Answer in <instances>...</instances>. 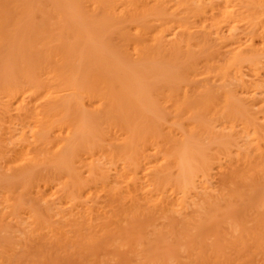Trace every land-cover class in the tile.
Returning <instances> with one entry per match:
<instances>
[{
  "label": "bare ground",
  "instance_id": "obj_1",
  "mask_svg": "<svg viewBox=\"0 0 264 264\" xmlns=\"http://www.w3.org/2000/svg\"><path fill=\"white\" fill-rule=\"evenodd\" d=\"M141 218L264 264V0H0V264Z\"/></svg>",
  "mask_w": 264,
  "mask_h": 264
},
{
  "label": "rangeland",
  "instance_id": "obj_2",
  "mask_svg": "<svg viewBox=\"0 0 264 264\" xmlns=\"http://www.w3.org/2000/svg\"><path fill=\"white\" fill-rule=\"evenodd\" d=\"M235 184L239 190L242 189V183H240V181L235 183ZM245 200L246 201L248 200L247 197L245 198ZM245 200L243 201L244 203L246 202ZM248 201L246 202V204H243L242 201L239 203V200L234 201L232 207L229 208L231 211L229 209L226 210L223 208L222 209L223 211H220V213L218 214L217 221H215V223H212L209 226H207L209 229L205 228V231L209 232L208 230H210L212 232V231L216 230L215 227H217L216 226L217 224L222 226L223 224H225V221H230L231 217L236 220V217L242 216V214H244V212L249 211V209H252V207L254 206V202H251L253 204H251V203L249 204ZM236 204H238V205H236ZM224 210H226V211H224ZM149 220H150L149 218H141V219H139V221H137L134 224V225H137L139 227V231H138V234L136 236L135 241H132L129 238L131 232L130 231L127 232V230L124 229V231L122 230L120 233H117L115 235H110V237L107 238V239H109V240H107L108 241L107 243L104 244V242H102L99 245H97V247L93 246L94 251H90V253H88V252L86 253V251H84V250L80 251L79 247L77 248V251H75L73 249V251L71 252L70 249H68L69 247L63 248V247H58V246L52 245L51 247H47L46 249H44L42 254L34 253V255H35L34 256L31 253V254H29V256L26 255L28 261L26 260L27 261L26 262L25 261L26 258H25L24 262H22V263L19 262V263L20 264H129V263L130 264H141L143 262L142 264H148V263H146V261L149 260V262H153V261L155 262V259H157L159 256H162V253H164V255H165L164 258H169L170 256L174 258V256H173L174 254L176 255V257L179 258L178 263H176L177 260L173 263L172 260H175V259H171V260L169 259L170 261L166 260V262L168 261L169 264H190V263L194 264L193 261L189 260L190 259L189 256H187V254H184V253H185L186 249L191 248V247L188 248V246H190L194 243L199 244V243L203 242V236L198 237V238L192 236L189 240H188V237H187V239L184 238L181 240L182 235H180L179 231H178L177 232L178 236L174 235L173 238H169L168 240H165L163 243H161L162 244L161 245L162 253L160 252L159 256L158 257L156 256L157 258L154 259V258H152L153 252H151L153 250L150 249L149 245L152 244V239H153L152 231H153L155 225L152 223L151 220L150 221ZM120 223H122L121 224L122 226L125 225V221L120 222ZM206 229H208V230H206ZM221 230H222V228H221ZM220 234H223V232H221ZM220 238L223 239L224 237L220 236ZM220 238L215 242H214V239H213V242H212V240L208 241L209 243L211 242V244L208 243V245L206 246L207 247L206 249L204 246V250L202 251V253L205 257V258L202 257V261H204V264H222V263L223 264H236L237 261H238L237 262V264H238L240 261H242V260H238V256L240 259H244L246 257L244 255H246V254H248L247 257L251 256L252 260L253 259H256L255 261L258 260L257 257L259 256V253L253 254L254 252H252V251L254 249H252L253 247H250L251 246L250 244L248 246H249V248L252 249V251L249 250V248L248 249H245L246 247L243 248L242 245H241V247H239L238 244L237 245L232 244L231 240H229V239H225L223 241V240H220ZM190 240H192V243ZM117 242H119V243H117ZM213 245H217V247H214ZM141 246H144V248H146L144 250H146V251L141 252ZM132 247H134V249ZM210 247L212 249L216 248V249L220 250L218 252L221 254V258H222V259H220L221 262L220 261L217 262L214 257H213L214 261H213V259L211 261V256L208 254ZM66 248L68 250H65ZM175 248H176V250H175ZM240 248H242V250H244V251L242 252V250H240ZM254 248H255V246H254ZM169 249H170V252H169ZM186 251L189 252V250H186ZM210 251H211V249H210ZM256 251H258V250L255 249V252ZM82 252H83V254H82ZM76 253L79 256L83 255V256H81L82 258L81 257L78 258L77 257L78 255ZM80 253H81V255H80ZM13 257H14V255H13ZM24 257L22 256V260ZM35 257H37V258H35ZM84 257H87V258H84ZM151 258H152V260H151ZM164 258L159 257V259H157V260L163 264V263H165ZM178 258H176V259H178ZM180 258H181V260H180ZM32 259H34V260H32ZM203 259H205V260H203ZM245 259H247V258H245ZM22 260H20V261H22ZM15 263L13 262L12 264H15ZM243 263L246 264L247 262L245 263V261H244Z\"/></svg>",
  "mask_w": 264,
  "mask_h": 264
}]
</instances>
